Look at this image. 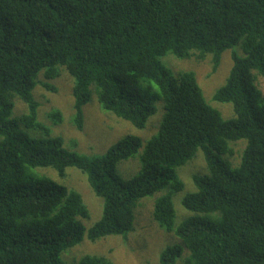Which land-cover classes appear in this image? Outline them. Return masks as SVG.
Wrapping results in <instances>:
<instances>
[{"label": "trees", "instance_id": "16d2710c", "mask_svg": "<svg viewBox=\"0 0 264 264\" xmlns=\"http://www.w3.org/2000/svg\"><path fill=\"white\" fill-rule=\"evenodd\" d=\"M238 45L243 55L234 51ZM228 49L232 67L211 97L232 105L233 116L224 119L195 71L173 76L160 58L210 57L214 72ZM62 72L73 78L79 131L92 93L103 110L137 128L162 104L158 133L147 140L134 176L123 178L117 166L137 155L138 136L89 156L49 135L33 90H52L39 77L55 80ZM263 75L264 0H0V264H67L65 251L84 237L125 239L137 202L155 193L153 217L179 238L186 264H264ZM16 98L26 109L14 116ZM47 118L60 124L62 112ZM242 140L239 149L230 145ZM198 150L206 173L193 176L195 190L182 200L190 215L175 226L172 196L184 188L176 169ZM68 167L84 173L102 199L100 218L88 229L78 220L89 215L81 194L44 169L64 177ZM184 249L165 247L160 264H177ZM76 259L112 264L107 255Z\"/></svg>", "mask_w": 264, "mask_h": 264}, {"label": "rangeland", "instance_id": "374dc122", "mask_svg": "<svg viewBox=\"0 0 264 264\" xmlns=\"http://www.w3.org/2000/svg\"><path fill=\"white\" fill-rule=\"evenodd\" d=\"M239 55H243L241 47L234 48ZM232 49L224 51L221 55L220 65L216 71H212L210 57L201 62L194 58L178 59L172 54L161 57L164 66L173 76H177L182 71H195L198 76V83L203 88V94L209 104L216 108L224 119L233 116L232 105L229 103H219L211 100L215 90L222 80L228 75L233 61L231 57ZM42 73V71L40 72ZM39 79L42 82H49L53 89L49 90L43 85L38 84L34 88L33 94L39 103L38 117L48 128L49 135H60L64 139V146L69 149L85 155H101L109 147L116 144L127 135H135L141 139V147L135 157L118 163V171L123 178L134 176L140 169V155L142 154L147 140L156 135L159 130V124L163 115L162 104H156V112L151 115L143 128H137L130 122L121 119L111 112L103 110L94 93L91 99L83 106V130L75 129L72 123V91L73 78L67 73L62 72L55 80H46L41 75ZM258 86L264 95V75L258 77ZM25 104L18 98L14 101L13 115L21 114L25 111ZM59 109L62 112V123L55 124L47 118L48 112ZM17 112V113H16ZM15 116V115H14ZM71 118V119H70ZM39 137H47L43 133ZM244 141L230 143L234 149H239L238 144L244 145ZM237 152V151H236ZM228 159L229 156H222ZM239 156L236 154L235 159ZM48 175L61 184H64L69 190L81 194L86 204L89 215L87 218H78L85 226L91 227L101 215L102 199L98 197L90 188L86 175L74 167H68L64 177H59L53 170L44 168ZM177 175L182 180L184 188L182 191L174 193L172 196L175 208L174 225H179L190 212L183 206L184 196L195 190L193 182L194 175L206 173V163L201 150L192 157L185 165L176 169ZM161 193H155L151 196L141 198L134 208V221L132 230L123 239L121 236L110 235L95 242L89 241L86 237L76 246L65 251L63 255L67 264H73L75 258L78 260L84 254L107 255L112 264H160V252L168 246L181 245L179 238L172 232L162 228L153 217L154 204L157 196ZM186 250L178 259L177 264H186ZM62 257V258H63ZM75 260V261H76Z\"/></svg>", "mask_w": 264, "mask_h": 264}]
</instances>
